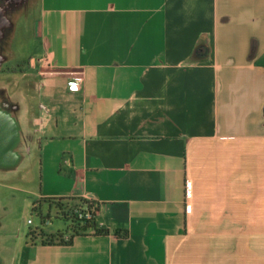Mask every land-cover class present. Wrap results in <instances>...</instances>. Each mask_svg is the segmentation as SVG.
Masks as SVG:
<instances>
[{
	"label": "crops",
	"instance_id": "0c3cea01",
	"mask_svg": "<svg viewBox=\"0 0 264 264\" xmlns=\"http://www.w3.org/2000/svg\"><path fill=\"white\" fill-rule=\"evenodd\" d=\"M27 4L0 186L37 173L29 207L97 214L77 233L1 217L0 264H264V0Z\"/></svg>",
	"mask_w": 264,
	"mask_h": 264
},
{
	"label": "rangeland",
	"instance_id": "374dc122",
	"mask_svg": "<svg viewBox=\"0 0 264 264\" xmlns=\"http://www.w3.org/2000/svg\"><path fill=\"white\" fill-rule=\"evenodd\" d=\"M22 1L23 7H21L25 8L28 6V1H30L31 4L32 1L36 2L37 0ZM18 6L19 5H17V0H0V65L5 58L3 55L6 54V42L9 41V37H11L17 15L21 13L22 8ZM3 17H5L4 19L8 22V24L7 22L2 21L1 18ZM21 32H23L22 25L18 26L16 30V38L14 44L15 48H17L18 46ZM4 67L0 66V72ZM0 76H5V74L0 73ZM9 98L12 99L11 96ZM40 121L41 118L38 119V123L36 124L33 133L31 131V134L28 135L29 137H33L34 139L41 132L39 125ZM21 180L22 179H20V177H16L14 178V180L10 181V183L12 184L15 183L14 188L11 187V184H8V186H0V199H2L3 203L7 204L9 207L8 211L7 207H5L4 210L0 208V218L2 217L7 222V224H19L24 229V231L26 230V232L30 231V228L35 227L36 224H39V226L42 228L58 226H64L65 228H67V226H69L68 228L71 227L70 224L72 223V219L66 217V219L63 218V216L58 214L56 207L53 208L51 213L48 211V208L44 209L43 213H41L40 211H37L26 204V199H28L29 194L25 192V189H34L36 186L39 187V178H37V173L32 175L31 178L26 181V183L22 182L23 180ZM29 218L33 220V224L28 223ZM44 219L46 221L49 220L50 222L44 223Z\"/></svg>",
	"mask_w": 264,
	"mask_h": 264
},
{
	"label": "built area",
	"instance_id": "2783aa9c",
	"mask_svg": "<svg viewBox=\"0 0 264 264\" xmlns=\"http://www.w3.org/2000/svg\"><path fill=\"white\" fill-rule=\"evenodd\" d=\"M83 76L82 75H74L72 77L71 87L73 89H81L83 87ZM97 214V205L93 203L91 206L89 204H82L74 207H70L67 212V216L69 218H74L82 222H87L94 220ZM65 215V214H64ZM29 223H32L33 220L31 218L28 219ZM44 223H49V220H43Z\"/></svg>",
	"mask_w": 264,
	"mask_h": 264
},
{
	"label": "flooded vegetation",
	"instance_id": "af4514ba",
	"mask_svg": "<svg viewBox=\"0 0 264 264\" xmlns=\"http://www.w3.org/2000/svg\"><path fill=\"white\" fill-rule=\"evenodd\" d=\"M4 18L5 17L1 18L2 21L7 22ZM10 122L11 121L8 118L7 114L3 111H0V161L11 160L16 155L12 148H10V133L12 128Z\"/></svg>",
	"mask_w": 264,
	"mask_h": 264
},
{
	"label": "trees",
	"instance_id": "16d2710c",
	"mask_svg": "<svg viewBox=\"0 0 264 264\" xmlns=\"http://www.w3.org/2000/svg\"><path fill=\"white\" fill-rule=\"evenodd\" d=\"M89 204V206H91L93 203H90V202H88V201H86V202H84V203H82V202H79V203H77V204H74V205H72V207H74V206H78V205H82V204ZM64 217H66V218H69L68 216H67V214H65L64 215ZM72 219V218H71ZM95 220V219H94ZM94 220H91V221H87V222H82V221H79V220H77V219H72V224H71V230H73L75 233H77L78 231H80V230H78V227H82L81 225H86V224H88V223H91V222H93ZM84 223V224H83ZM82 230H84L85 228H84V226H83V228H81ZM68 232V231H67ZM74 235V234H73ZM58 239H60V241H62V242H70L71 240H72V235H70V236H67L66 238H65V234H63V232H58L57 233V235H55Z\"/></svg>",
	"mask_w": 264,
	"mask_h": 264
}]
</instances>
